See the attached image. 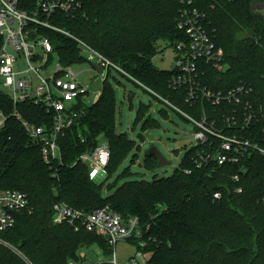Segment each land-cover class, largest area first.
Segmentation results:
<instances>
[{
	"label": "trees",
	"instance_id": "1",
	"mask_svg": "<svg viewBox=\"0 0 264 264\" xmlns=\"http://www.w3.org/2000/svg\"><path fill=\"white\" fill-rule=\"evenodd\" d=\"M36 1L21 0L20 8L34 10ZM261 1L74 0L69 11L55 9L47 17L60 31L38 26V33L50 40L62 65L86 62L77 44L80 39L123 72L107 71L95 101L78 100L72 124L57 138L59 158L49 163L43 159L41 143L28 135L15 113L49 131L52 112L29 99L13 104L8 94L0 91V112L6 116L0 129V190L17 189L29 202L27 210L15 213L12 226L0 230V264H69L85 260L80 253L91 245H97L104 255L112 254L103 237L82 227L76 230L66 221L54 223L52 207L59 202L84 212L109 205L123 217L137 216L145 245L140 246L135 238L127 241L148 254L146 264H264V155L247 151L237 162L218 165L207 160L198 166L197 152L204 150L211 156L221 141L207 134L206 142L185 150L169 175L133 177L130 164L140 145L126 132L116 130L113 84L118 72L161 103L163 116L171 110L189 121L183 113L198 119L206 109L210 118L217 119L220 132L262 143L264 10L254 7ZM188 17L223 51L220 68L201 63L202 84L212 89L240 83L249 87L246 98L255 113L249 125L221 126V113L230 105L214 108L205 102L187 103L186 88L170 83L174 69L153 64L159 42L173 49L178 41H187L179 24ZM2 42L0 36V47ZM134 123H141L142 128L159 125L149 105L142 103ZM101 136L109 160L105 177L95 182L89 179L88 166L79 156L98 145ZM138 137L142 138L141 134ZM128 155L129 164L119 171ZM156 163L157 157L145 152L147 169L154 170ZM215 192H220V198H213ZM100 264L111 263L104 260Z\"/></svg>",
	"mask_w": 264,
	"mask_h": 264
},
{
	"label": "built area",
	"instance_id": "2",
	"mask_svg": "<svg viewBox=\"0 0 264 264\" xmlns=\"http://www.w3.org/2000/svg\"><path fill=\"white\" fill-rule=\"evenodd\" d=\"M20 3L21 0H0V36L3 38L0 47V91L8 94L13 104L29 99L34 104L42 105L47 112H52V127L49 131L43 126L29 123L15 113L28 135L41 143L43 159L49 163L59 158L57 144L59 132L72 124L73 117L77 114L73 107L78 100L88 102L86 101L88 89L77 80L72 65L65 66L59 62L50 40L38 33V26L58 31V28L49 24L47 17L55 9L69 11L74 7L75 2L74 0H37L36 8L30 11L20 8ZM179 27L183 28L187 41H178L172 49L171 68L174 69V73L171 77V85L186 88L187 103L205 102L214 108L219 105L223 108L230 105L226 112L221 113V126L233 128L237 125L241 127L249 125L255 117L254 105L246 98L251 89L242 83L227 89H212L202 84L200 76L204 74V70L201 68V63L220 68L223 51L215 46L208 33L197 25L194 18H186L180 22ZM61 32L68 35L65 31ZM76 40L81 54L95 71V79L103 81L108 70L123 72L87 43L80 39ZM94 65L102 69L103 74H100ZM98 95H95L94 101ZM164 102L171 105L166 100ZM183 115L194 124L192 138L196 144L206 142L207 134L221 139L213 155H207L204 150L197 152L198 166L207 160L216 161L218 165L227 161L237 162L239 156L247 151L264 155V138L262 143H258L243 140L234 133L226 135L216 128L217 119L210 118L206 109L201 110L198 119L185 113ZM5 120L6 116L0 112V129L4 126ZM79 159L87 164L89 179L95 181L97 176L105 177V168L109 160L107 144L99 142L91 150L82 153ZM184 172L188 173L189 170ZM233 179L238 180V176L234 175ZM213 198H220V192L213 193ZM28 207L29 202L23 192L17 189L0 190V230L12 226L15 213L27 210ZM52 209L54 223L66 221L76 230L82 227L88 232L103 237L111 248L118 241L133 238L138 240L140 246L145 245L144 240L141 239L143 226L138 217L134 215L123 217L113 211L109 205L92 212H84L59 202L53 204ZM80 256L85 260L71 261L69 264H100L104 261L99 259L90 262L84 253H80ZM108 261L116 264L113 250ZM133 263L135 260L130 257L129 264Z\"/></svg>",
	"mask_w": 264,
	"mask_h": 264
},
{
	"label": "rangeland",
	"instance_id": "3",
	"mask_svg": "<svg viewBox=\"0 0 264 264\" xmlns=\"http://www.w3.org/2000/svg\"><path fill=\"white\" fill-rule=\"evenodd\" d=\"M157 49L158 53L152 58L153 64L159 69H170L173 65L172 47L161 41L158 43ZM72 70L77 74V80L88 89L86 101L93 102L95 95L101 92L103 81L95 80V71L88 62L74 64ZM116 73L118 81L114 80L113 82L117 96L116 130L126 132L131 139L136 140L140 145L135 161L130 164L132 176L151 179L154 175L157 177L169 175L179 163L185 150L196 144L192 138V133L195 130L194 124L184 120L179 114L171 110H168V115L163 116L159 112L163 106L161 103L153 99L141 86L120 76L118 72ZM129 93H131V97H129ZM140 103L149 105L151 116L159 121L156 128H142L141 123H134L135 113ZM139 134L142 138L138 137ZM99 142L100 144L106 143L102 136L99 138ZM150 146H154L169 162V165L157 170L147 169L144 165V158L145 152ZM129 160L130 155L122 162L119 171L129 164ZM103 177L97 176L95 181L100 182ZM112 250L115 254L116 264H129L130 257L135 260L133 264H146L148 258L147 253L138 251L136 243L127 240L118 241ZM81 253H84L90 262L99 259L109 260L111 257V255H104L97 245H91Z\"/></svg>",
	"mask_w": 264,
	"mask_h": 264
},
{
	"label": "water",
	"instance_id": "4",
	"mask_svg": "<svg viewBox=\"0 0 264 264\" xmlns=\"http://www.w3.org/2000/svg\"><path fill=\"white\" fill-rule=\"evenodd\" d=\"M255 8H258L260 10H264V0L254 5ZM94 68L100 73L103 74V70L100 69L98 66L94 65ZM97 80V79H95ZM146 153L150 155H155L157 157V163L154 168V170H157L163 166L169 165V162L165 160V158L160 154V152L154 147L150 146V148L146 151Z\"/></svg>",
	"mask_w": 264,
	"mask_h": 264
},
{
	"label": "snow or ice",
	"instance_id": "5",
	"mask_svg": "<svg viewBox=\"0 0 264 264\" xmlns=\"http://www.w3.org/2000/svg\"><path fill=\"white\" fill-rule=\"evenodd\" d=\"M94 174V173H93Z\"/></svg>",
	"mask_w": 264,
	"mask_h": 264
}]
</instances>
